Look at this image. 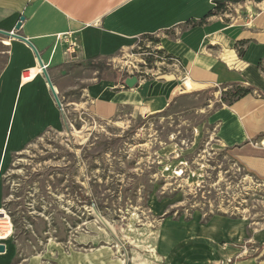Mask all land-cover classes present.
<instances>
[{"label":"rangeland","instance_id":"rangeland-1","mask_svg":"<svg viewBox=\"0 0 264 264\" xmlns=\"http://www.w3.org/2000/svg\"><path fill=\"white\" fill-rule=\"evenodd\" d=\"M243 1L232 5L233 20ZM151 37L158 41H131L100 76L184 80ZM5 60L0 53V68ZM222 97L199 88L157 115L108 121L63 101L56 130L0 163V218L11 229L0 264H264V180L218 141L208 117ZM210 218L240 222L242 231L214 240L203 235ZM200 249L204 258H186Z\"/></svg>","mask_w":264,"mask_h":264},{"label":"crops","instance_id":"crops-1","mask_svg":"<svg viewBox=\"0 0 264 264\" xmlns=\"http://www.w3.org/2000/svg\"><path fill=\"white\" fill-rule=\"evenodd\" d=\"M218 1L235 0H0V29L14 31L24 17L16 33L37 50L62 108L67 101L105 121L128 112L157 115L177 101L180 82L175 84L173 74L140 78L126 88L127 77L111 81L85 66L89 60L110 62L131 41L157 35L161 49L176 58L183 79H191L195 89L217 88L224 98L233 89L249 90L239 100L221 101L208 121L232 161L264 180V146L256 145L264 140V0L244 3L234 23L219 13L208 16ZM0 45L6 57L0 68L1 163L45 131L56 130L64 110L55 105L30 47L1 35ZM207 225L203 235L214 240L233 239L243 228L224 218H210ZM217 230L231 237L217 236ZM200 251L186 258H204Z\"/></svg>","mask_w":264,"mask_h":264},{"label":"water","instance_id":"water-1","mask_svg":"<svg viewBox=\"0 0 264 264\" xmlns=\"http://www.w3.org/2000/svg\"><path fill=\"white\" fill-rule=\"evenodd\" d=\"M23 20H24V17H20L19 21L14 26V28H15L14 31L7 32V31L0 29V35L7 37V38H15L17 40H20L21 42H24L25 44H27L30 47V49L33 52V55L37 59L39 69L42 70L45 82H46V84H48L49 91H50V94H51V96L55 102V105H57L58 107H61L60 98H58V95L54 89V86H53V84H51V81H50L48 74H47V70H45L43 62L41 60L40 55H38L37 50L35 49V47L33 46V44L30 41H28L27 39L23 38L22 36H20L19 34L16 33L17 31H19L21 22ZM123 82H124V86L126 88L127 87L132 88L138 83L136 76H127V78H125L123 80ZM4 251H5V245L0 244V253H3Z\"/></svg>","mask_w":264,"mask_h":264},{"label":"trees","instance_id":"trees-1","mask_svg":"<svg viewBox=\"0 0 264 264\" xmlns=\"http://www.w3.org/2000/svg\"><path fill=\"white\" fill-rule=\"evenodd\" d=\"M240 1H243V0H235V1H230V2L240 3ZM225 2H221V1L215 2L216 3L215 4V9L213 11H211V13H209L208 16L221 13L225 9V7H224V3ZM148 38H150L153 42H157L158 41L156 38L154 39L151 36H148ZM170 57H172V56L171 55L168 56V58H170ZM85 66L92 67V68H96L97 71H98L97 77H100V74L105 69L103 62H94V61H91V60L86 61L85 62ZM123 85H124V82H123ZM225 93L227 94V92H225ZM249 93L250 92H249L248 89H244V88H242V89H238V88L237 89H233L232 91H228L227 97L229 96L230 98L226 99L227 97L226 98L222 97L221 98V101L222 102H230L231 100H239L244 95H247Z\"/></svg>","mask_w":264,"mask_h":264},{"label":"bare ground","instance_id":"bare-ground-1","mask_svg":"<svg viewBox=\"0 0 264 264\" xmlns=\"http://www.w3.org/2000/svg\"><path fill=\"white\" fill-rule=\"evenodd\" d=\"M195 88L196 85L192 82V80L185 78L184 80L180 81L176 91L178 94H185L187 91H191ZM7 219L8 218L6 217L0 218V242H3V240L6 239L11 233L10 224L8 223Z\"/></svg>","mask_w":264,"mask_h":264},{"label":"built area","instance_id":"built-area-1","mask_svg":"<svg viewBox=\"0 0 264 264\" xmlns=\"http://www.w3.org/2000/svg\"><path fill=\"white\" fill-rule=\"evenodd\" d=\"M250 1H252V0H250ZM250 1H248V0H244L243 1V3H249ZM234 3H231L230 1H226L225 3H224V7H225V9L221 12V13H219L218 14V16L220 17V18H228V21H230L231 23H234V20H233V17L231 16V13H230V11H231V7H233L232 5H233ZM238 5V4H237ZM236 12V11H235ZM237 13V12H236ZM236 15V14H235ZM127 76H136L137 77V80L138 79H140V76L139 75H134V74H128ZM60 110L62 111L63 110V108H62V104H61V107H60ZM256 145H259V146H264V140H262V141H258V143L256 144Z\"/></svg>","mask_w":264,"mask_h":264}]
</instances>
